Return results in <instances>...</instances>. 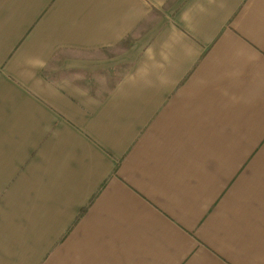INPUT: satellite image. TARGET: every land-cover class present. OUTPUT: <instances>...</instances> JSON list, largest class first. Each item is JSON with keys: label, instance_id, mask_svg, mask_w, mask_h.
<instances>
[{"label": "crops", "instance_id": "1", "mask_svg": "<svg viewBox=\"0 0 264 264\" xmlns=\"http://www.w3.org/2000/svg\"><path fill=\"white\" fill-rule=\"evenodd\" d=\"M0 264H264V0H0Z\"/></svg>", "mask_w": 264, "mask_h": 264}]
</instances>
